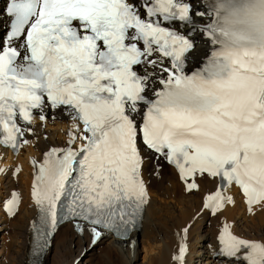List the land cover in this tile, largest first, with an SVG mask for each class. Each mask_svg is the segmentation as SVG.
<instances>
[{"label": "snow or ice", "instance_id": "obj_1", "mask_svg": "<svg viewBox=\"0 0 264 264\" xmlns=\"http://www.w3.org/2000/svg\"><path fill=\"white\" fill-rule=\"evenodd\" d=\"M209 7L211 22L200 30L213 50L189 74L193 40L160 22L195 26L197 13L185 0H13L9 40L23 43L0 48V143L19 148L17 119L31 122L46 100L69 108L86 133L78 151L53 148L39 164L33 195L53 227L77 162L75 214L118 230L134 225L147 203L141 144L192 177L189 190L207 173L238 184L250 210L264 203V0H212ZM231 200L218 190L206 207L215 213ZM18 203V194L8 201L11 214ZM219 239L224 255L243 251L247 264H264V242L240 238L228 224ZM186 252L184 244L181 264Z\"/></svg>", "mask_w": 264, "mask_h": 264}, {"label": "bare ground", "instance_id": "obj_2", "mask_svg": "<svg viewBox=\"0 0 264 264\" xmlns=\"http://www.w3.org/2000/svg\"><path fill=\"white\" fill-rule=\"evenodd\" d=\"M5 20L0 10L1 36ZM202 36L208 44L201 40L193 51V60L203 57L210 45L209 38ZM155 71L159 73L158 68ZM45 113V120L38 115L25 126L27 143L19 154L4 151L0 158V169H3L0 171V264H29L32 228L38 211L31 195L35 177L32 162H43L52 146L62 148L71 139L69 114L64 109L50 107L45 108ZM143 154L146 211L141 230L132 234L127 246L106 232L91 245L92 236L88 233L81 236L77 222H69L57 230L42 264H99L101 259L106 264H179L176 257L184 244L189 248L186 264H219L217 242L225 224L236 236L264 242V203L250 210L247 198L237 187L230 186L221 192L232 200L214 213L205 207V202L219 188L217 177L197 174L198 187L189 190L187 185L192 178L185 180L178 169L154 153L144 151ZM15 194L19 195V203L15 215L10 217L8 201Z\"/></svg>", "mask_w": 264, "mask_h": 264}, {"label": "rangeland", "instance_id": "obj_3", "mask_svg": "<svg viewBox=\"0 0 264 264\" xmlns=\"http://www.w3.org/2000/svg\"><path fill=\"white\" fill-rule=\"evenodd\" d=\"M10 217H11V216H10ZM12 217H13V216H12ZM7 259H8V258H7ZM98 260H99V259H98ZM98 263H99V264H100V263H101V264H106V261L103 262L102 259H101V261H99Z\"/></svg>", "mask_w": 264, "mask_h": 264}]
</instances>
